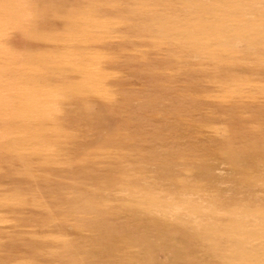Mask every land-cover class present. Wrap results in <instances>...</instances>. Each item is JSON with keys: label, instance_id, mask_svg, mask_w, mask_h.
Returning <instances> with one entry per match:
<instances>
[{"label": "rangeland", "instance_id": "374dc122", "mask_svg": "<svg viewBox=\"0 0 264 264\" xmlns=\"http://www.w3.org/2000/svg\"><path fill=\"white\" fill-rule=\"evenodd\" d=\"M0 264H264V0H0Z\"/></svg>", "mask_w": 264, "mask_h": 264}, {"label": "bare ground", "instance_id": "6f19581e", "mask_svg": "<svg viewBox=\"0 0 264 264\" xmlns=\"http://www.w3.org/2000/svg\"><path fill=\"white\" fill-rule=\"evenodd\" d=\"M178 207V206H177ZM181 209V208H180ZM179 211H181V210H179ZM186 212V211H185ZM194 218V217H193Z\"/></svg>", "mask_w": 264, "mask_h": 264}]
</instances>
